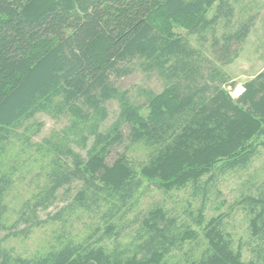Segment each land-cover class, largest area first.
<instances>
[{"label":"trees","instance_id":"trees-1","mask_svg":"<svg viewBox=\"0 0 264 264\" xmlns=\"http://www.w3.org/2000/svg\"><path fill=\"white\" fill-rule=\"evenodd\" d=\"M255 19H237L232 0H0V264H264V180L257 196L244 198L256 239L248 260L242 245L233 247L219 214L202 226L206 242L197 257L169 261L171 250L197 232L177 230L161 207L143 213L125 248L102 243L122 234L113 219L132 209L145 185L169 190L195 184L217 167L244 168L264 143V67L232 96L226 87L235 83L227 84L218 66L238 56ZM176 26L209 41L213 58L202 56ZM135 68L163 83L159 92L144 90L142 103L117 85ZM110 100L118 112L104 126ZM41 112L68 115V123L32 142L36 132L27 123ZM125 138L147 149L138 167L124 152L110 157ZM20 159L38 164L43 180L7 223L3 197ZM73 185L72 199L47 217L61 219L74 208L100 211L99 236V226L78 242L58 235V244L32 257L1 245L46 221L39 211ZM202 219L200 210L198 225Z\"/></svg>","mask_w":264,"mask_h":264},{"label":"rangeland","instance_id":"rangeland-1","mask_svg":"<svg viewBox=\"0 0 264 264\" xmlns=\"http://www.w3.org/2000/svg\"><path fill=\"white\" fill-rule=\"evenodd\" d=\"M235 7L236 18L246 17L255 14L256 19L251 31L242 44L238 56L229 64L218 65L234 86H227L232 96H236V88L242 83L252 78L264 67V0H232ZM211 10L209 11V14ZM218 27V33L224 30ZM174 31L185 35L193 47L198 49L200 54L207 58H213L209 47V41L201 42L195 35H187L183 27L176 26ZM206 36L209 38L210 34ZM121 90H127L131 99L137 103L144 101V90L161 91L163 83L161 79L153 73H145L135 68L131 73L121 77L117 81ZM108 116L103 122L108 126L118 112L116 100L107 102ZM143 114L147 109L143 108ZM68 123V115L57 117L47 113H37L27 124L34 133L31 141L41 142L42 138L54 135ZM35 130V131H34ZM126 134V130H125ZM262 142L263 139H259ZM74 148L84 153L80 146L73 144ZM16 149V148H15ZM14 149V150H15ZM124 152L129 162L138 167L147 156V149L141 144H129L125 138L121 143L114 146L110 157H116ZM21 158H24L22 156ZM18 169L12 175L14 183L3 197L5 210L3 219L7 223L14 221L21 209L23 202L31 197L43 180V174L38 173V164L25 163L18 160ZM38 173V174H37ZM264 180V143L257 147L255 155L249 164L244 168H235L222 172L217 167L212 173L202 175L197 183H187L185 186L171 188L169 190L156 188L152 184L145 185L136 196V201L132 209L119 219L115 220L117 228H121L122 234L117 240L106 238L102 242L107 249L121 250L126 247L133 236H135L140 226V218L146 210L154 207H161L167 216L175 220L177 230L191 228L197 232V237L186 239L179 247H174L168 255L169 261H181L197 257L205 245L202 226L210 217H218L222 220L224 230L230 235L232 245L236 248L242 245L243 259L248 260L251 256L250 248L255 246L256 239H252L248 228L249 205L245 201V196H257L263 189ZM75 186L65 193L60 192L59 198L47 210L38 213L42 223L31 228L26 235L11 236L2 241L1 245L11 251L12 254L32 257L45 252L49 246L57 243V236L70 238L75 242L81 241L95 226H99L95 238L104 231V221L101 212H87L81 208L65 210L61 219L53 220L48 214H54L62 209L72 199ZM202 212V223L198 225L196 219L199 212ZM22 227V225H19ZM2 233H0L1 235ZM94 236L92 237V239ZM128 247V246H127Z\"/></svg>","mask_w":264,"mask_h":264},{"label":"bare ground","instance_id":"bare-ground-1","mask_svg":"<svg viewBox=\"0 0 264 264\" xmlns=\"http://www.w3.org/2000/svg\"><path fill=\"white\" fill-rule=\"evenodd\" d=\"M241 92V87L236 88L235 94H239Z\"/></svg>","mask_w":264,"mask_h":264}]
</instances>
